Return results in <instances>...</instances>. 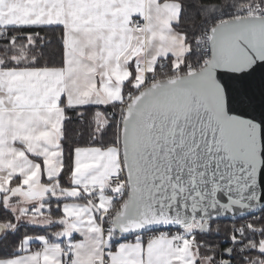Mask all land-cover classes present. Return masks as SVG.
Wrapping results in <instances>:
<instances>
[{"label":"crops","instance_id":"0c3cea01","mask_svg":"<svg viewBox=\"0 0 264 264\" xmlns=\"http://www.w3.org/2000/svg\"><path fill=\"white\" fill-rule=\"evenodd\" d=\"M180 12L177 0H0V34L34 27L63 30L59 68L4 67L0 59V206L18 217L25 214V221L35 216L36 207L59 200L62 226L52 240L24 239L20 254L0 264L104 259L109 264H212L195 238L199 224L186 232L195 239L194 248L186 241H145L143 234L120 240L102 233L99 215L124 192L118 187L113 197L114 189L102 187L122 166L118 147L76 149L68 188L58 182L65 110L121 106L126 86L143 78L139 65L152 76L160 59L178 67L187 53L185 38L175 28ZM131 20L142 22L143 31L130 28ZM217 264H222L219 257Z\"/></svg>","mask_w":264,"mask_h":264},{"label":"water","instance_id":"95a60500","mask_svg":"<svg viewBox=\"0 0 264 264\" xmlns=\"http://www.w3.org/2000/svg\"><path fill=\"white\" fill-rule=\"evenodd\" d=\"M261 40L264 17L222 21L209 32L210 56L200 70L152 83L128 102L118 136L127 194L112 220L116 234L189 229L195 222L200 233L211 222L241 220L264 208ZM222 156L245 165L241 183L248 185L224 206L223 195H200L206 186L211 190L205 182ZM5 230L0 224V236Z\"/></svg>","mask_w":264,"mask_h":264},{"label":"trees","instance_id":"16d2710c","mask_svg":"<svg viewBox=\"0 0 264 264\" xmlns=\"http://www.w3.org/2000/svg\"><path fill=\"white\" fill-rule=\"evenodd\" d=\"M180 4V18L175 28L184 36L187 53L178 63L179 73L172 74L173 63L167 59V66L157 68L156 80L163 81L185 75L186 64L197 61L199 54L196 48L197 38L209 35L210 30L218 23L235 18L237 9L254 5H264V0H177ZM29 33L31 35H29ZM63 30L60 27L7 29L0 34V59L4 67L59 68L63 63ZM18 57L17 59H14ZM133 84V83H132ZM132 86V85H131ZM126 86V92L130 89ZM63 134L60 140L63 154V168L58 182L60 187L68 188L67 179L72 172L74 151L78 148L107 149L117 146L119 127L122 117L118 116L119 106L87 107L65 110ZM123 116V115H122ZM118 200L114 201V205ZM47 218L48 224L37 226L28 223H17L11 211L0 206V224L6 230L0 236V259L20 254L24 239L46 237L54 239V234L62 229L60 224V201H50ZM241 228L240 234L236 228ZM116 239L125 240L112 231ZM144 234V233H142ZM141 234V235H142ZM132 237V236H131ZM202 255L211 263L253 264L264 262V253L259 247L264 241V208L259 212L236 221H214L204 232H196ZM234 240V241H232ZM230 252L229 257L226 252ZM229 263H228V262Z\"/></svg>","mask_w":264,"mask_h":264},{"label":"built area","instance_id":"2783aa9c","mask_svg":"<svg viewBox=\"0 0 264 264\" xmlns=\"http://www.w3.org/2000/svg\"><path fill=\"white\" fill-rule=\"evenodd\" d=\"M235 18H241V17H264V6L255 5L254 8L244 7L242 9H237L234 12ZM128 26L130 28H133L135 31L140 32L143 31L144 25L142 22L138 20H131L128 23ZM199 59L197 61L188 63L184 67L185 75L194 73L198 70H200L205 63L208 61L210 56V48H209V35H201L197 38V41L195 43ZM168 62L167 59H160L157 62V67L161 70H163L167 66ZM138 69L143 70V78L141 81H134L131 88L125 93V100L124 103L120 106V112L125 110L128 102L142 89H144L146 86L158 82L156 80V75H148L145 71L144 64L139 65ZM170 72L172 74L179 73V67L173 66L170 68ZM102 187L108 190L116 189L118 187H123L124 192L123 195L118 199V202L116 205L112 207V209L107 213H102L98 217V225L102 231L103 234L112 233V220L115 217V215L121 210V208L124 205L126 194H127V186L125 181V173L123 170V167L121 166L116 174L107 177L104 179L102 183ZM246 223H243L242 225H238L236 230L240 234L241 228L244 227ZM145 241H152L155 239H169L174 244H180L183 241H186L189 243L190 247L194 248L196 247V241L194 238L188 236L186 232L183 229H175V228H165V229H159L154 230L150 232H146L143 234ZM234 241V240H232ZM94 264H109V262L104 259L103 261H96Z\"/></svg>","mask_w":264,"mask_h":264},{"label":"snow or ice","instance_id":"6c2138e0","mask_svg":"<svg viewBox=\"0 0 264 264\" xmlns=\"http://www.w3.org/2000/svg\"><path fill=\"white\" fill-rule=\"evenodd\" d=\"M29 35H31L29 33ZM261 49H264V40L260 41ZM225 151H230V149L225 147ZM235 156H229V157H219L217 159L216 164L213 166V169L210 171L209 176L210 180L206 181L205 184H211L212 188L209 190L207 186L205 187L201 195V199L203 197L208 195H213L214 197H217L219 195H223L225 197L224 200L219 201L221 206H224L229 200L233 198V194L236 191H243L247 188L246 183H241V180L243 179V174L245 171V165L243 163H233L232 160H234ZM193 187H195L193 185ZM183 191V189H182ZM186 195L192 199V193L188 192ZM173 198H175V194L173 193ZM123 249V246H121V250ZM84 251H87L86 249H83ZM48 257H46L47 259ZM108 258H110L111 261H115L117 259V256H113L111 252L108 253Z\"/></svg>","mask_w":264,"mask_h":264},{"label":"rangeland","instance_id":"374dc122","mask_svg":"<svg viewBox=\"0 0 264 264\" xmlns=\"http://www.w3.org/2000/svg\"><path fill=\"white\" fill-rule=\"evenodd\" d=\"M247 6H249V5H247ZM246 6V7H247ZM255 6V5H254ZM254 6H250V7H248V9L250 8H254ZM261 6V5H260ZM264 6V5H263ZM236 11V10H235ZM124 100H125V97H124ZM119 109H120V106H119ZM122 115H123V110L120 112V110H119V114H118V116H121L122 117ZM116 147H118L119 148V144H118V141H117V146ZM120 190L119 189H114L113 191H112V196L114 197V196H116L117 194H118V192H119ZM42 208V209H41ZM48 208V207H47ZM47 208H45L44 206H42L41 205V207H36V209H35V211H34V213H35V216H33V217H30V218H27V220L25 219V221H22L23 220V218H24V216L23 215H25V214H22V216H20L19 215V217L18 216H16V219H17V223H21V222H24V223H28V224H32V225H37V226H44V225H47L48 224V221H49V218H47V217H45V216H42V214L44 213V214H46L45 213V209H47ZM32 218H37V221L35 220L34 221V219H32ZM22 219V220H21ZM198 223L197 222H195V223H193L192 224V226H196ZM185 232H187L188 231V229H183ZM260 250L261 251H264V243L261 245V247H260ZM212 264H215V261H214V263H212ZM262 264H264V262L262 263Z\"/></svg>","mask_w":264,"mask_h":264}]
</instances>
